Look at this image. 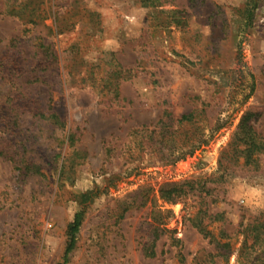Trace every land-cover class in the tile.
Wrapping results in <instances>:
<instances>
[{
  "label": "rangeland",
  "instance_id": "374dc122",
  "mask_svg": "<svg viewBox=\"0 0 264 264\" xmlns=\"http://www.w3.org/2000/svg\"><path fill=\"white\" fill-rule=\"evenodd\" d=\"M32 1L34 24L0 1V264L63 263L80 211L66 264H264V241L238 258L264 225V150L235 142L246 111L264 139V0L250 27L247 0Z\"/></svg>",
  "mask_w": 264,
  "mask_h": 264
},
{
  "label": "trees",
  "instance_id": "16d2710c",
  "mask_svg": "<svg viewBox=\"0 0 264 264\" xmlns=\"http://www.w3.org/2000/svg\"><path fill=\"white\" fill-rule=\"evenodd\" d=\"M0 1H2V4L4 6L1 11L2 13L11 16H18L24 21V23L34 24L47 18L48 15L46 9L34 3L32 0H0ZM139 1L143 6H152V5H156L157 3H160L159 0H139ZM258 5L259 3H257L256 0H247V2L242 6V8H240V15L242 19L245 21L247 27H250L252 25L255 10L257 9ZM85 14L86 13L84 9H80V10L71 9L68 10L66 13L58 14L57 16H55V22H56L55 26L57 32L63 33L65 31H72L75 28L76 21L78 20L77 18L82 15L85 16ZM61 16L63 17V20L60 18ZM27 30H29L28 27ZM39 45L41 46V50H43V52L50 51L52 55L54 54L53 48L50 45V43H45L41 39ZM113 67L111 66L110 68H108V70L104 69V71L107 72V75L101 76V80L103 81L108 80L107 78L109 76L108 74L109 69H113ZM249 96L250 94L246 98H248ZM37 113L40 114L42 118L47 119L48 122H50V124L54 126L55 125L58 127L65 126V122L63 121V119L60 117L58 113H56L53 110L46 112L41 110L40 107H38ZM0 114L2 116V124L5 126L9 125V122L7 121L6 117L2 114V112ZM252 116L253 113L251 111H246L242 114L238 124L237 132L235 134V142L238 141V143H240L238 144V147L236 146V151L239 153H244L247 158H251L254 152H260L264 150V139L257 138L256 131L254 130V127L250 122ZM192 118H193V114L188 113L182 115L181 120L189 121L192 120ZM0 154L8 156V153H6L2 149H0ZM172 191L174 190L170 189L169 191L167 190L165 191V189H162L160 192L161 198L165 202L170 204L175 203L176 199L180 196L179 193H173ZM81 212L82 211L75 214L74 220L69 225L68 242L64 253V262L61 264H66L68 257L76 244L77 233L79 231L82 222ZM158 230L159 229L157 228V231ZM249 230H251L252 232L255 231V241L248 245V238H250V236L252 235L250 234V231L249 233L244 231L245 239L238 256L239 260H242V258L245 257L243 255H245L246 249L250 250V248L252 249L256 244H261L264 241V237L262 235L264 230L263 224L254 225L252 228H249ZM154 244H155V240L148 247L149 255H153L155 252Z\"/></svg>",
  "mask_w": 264,
  "mask_h": 264
}]
</instances>
